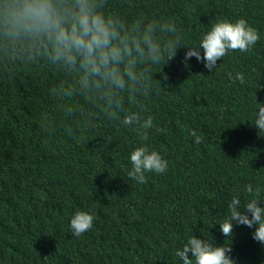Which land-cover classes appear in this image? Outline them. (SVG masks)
Segmentation results:
<instances>
[{
    "label": "trees",
    "instance_id": "1",
    "mask_svg": "<svg viewBox=\"0 0 264 264\" xmlns=\"http://www.w3.org/2000/svg\"><path fill=\"white\" fill-rule=\"evenodd\" d=\"M110 2L129 14L171 16L192 39L217 18L244 17L260 39L251 52L218 60V74L208 75L194 57L185 68L183 48L154 69L163 74L154 73L158 91L146 104L160 131L148 142L168 168L147 173L142 184L126 175L134 132L102 118L83 139L59 124L49 131L45 114L55 111L60 74L39 61L0 59V264H177L173 249L194 230L224 243L214 226L224 202L245 183L264 180V139L247 121L255 99L264 102V0ZM233 70L245 73V86L228 84L225 73ZM88 209L93 226L74 236L70 217ZM232 231L238 264H261L251 230Z\"/></svg>",
    "mask_w": 264,
    "mask_h": 264
},
{
    "label": "clouds",
    "instance_id": "2",
    "mask_svg": "<svg viewBox=\"0 0 264 264\" xmlns=\"http://www.w3.org/2000/svg\"><path fill=\"white\" fill-rule=\"evenodd\" d=\"M259 39L244 17L217 18L192 39L171 16L129 14L110 0H0V59L25 65L39 61L60 74L51 92L55 111L45 114L47 129L55 132L59 124L67 136L83 139L102 118L134 132L138 143L128 151L126 175L137 184L147 173L163 174L168 168L161 151L148 142L152 132L160 131L146 104L158 91L153 75L162 71L154 69H162L183 48L185 68L194 57L208 75L218 74V60L234 51L251 52ZM225 76L229 85L248 83L242 70ZM249 107L247 121L264 139V102L256 98ZM189 134L194 143L201 142L195 130ZM93 220L91 209L77 210L68 226L78 237ZM216 225L225 242L194 230L174 247L177 264H238L231 247L232 229L238 226L250 229L264 252V180L237 189L224 202Z\"/></svg>",
    "mask_w": 264,
    "mask_h": 264
}]
</instances>
